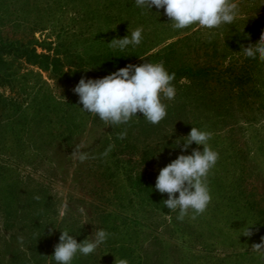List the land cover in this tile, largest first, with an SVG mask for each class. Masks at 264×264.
I'll use <instances>...</instances> for the list:
<instances>
[{
  "label": "rangeland",
  "instance_id": "374dc122",
  "mask_svg": "<svg viewBox=\"0 0 264 264\" xmlns=\"http://www.w3.org/2000/svg\"><path fill=\"white\" fill-rule=\"evenodd\" d=\"M232 2L239 9L232 24L174 30L163 9H141L135 0H0V43L34 40L35 52L56 58L69 77L55 80L3 57L0 264H57L61 231L79 243L96 229L109 234L106 241L71 264H264L251 250L264 236V61L242 51L264 32V0ZM138 27L139 45L109 46ZM120 55L124 67L146 60L209 72L171 82L175 98L163 100L167 116L159 124L138 113L108 126L82 111L72 90L82 77L106 76L102 57ZM192 127L212 133L219 158L208 175L206 211L181 221L155 183L179 155L203 150L195 143L181 150ZM249 226L253 235L243 236Z\"/></svg>",
  "mask_w": 264,
  "mask_h": 264
},
{
  "label": "clouds",
  "instance_id": "9594fccd",
  "mask_svg": "<svg viewBox=\"0 0 264 264\" xmlns=\"http://www.w3.org/2000/svg\"><path fill=\"white\" fill-rule=\"evenodd\" d=\"M135 5L149 11L153 7L157 10L163 9L174 30L190 26L212 30L232 24L239 14L238 5L232 0H135ZM142 33L143 28L138 27L131 32L130 37L126 35L123 38H114L108 44L119 50H124L129 45L135 47L142 42ZM246 38L250 39V36ZM242 51L247 58L255 59L258 55L264 61V32L256 43L243 45ZM144 61L138 65L128 64L103 78L82 77L72 90L79 97L78 104L83 105L81 110L98 116L108 126L128 124L138 113L147 122L159 124L167 116V105L163 100L175 98V87L171 83L175 79V73L169 74L163 61L155 64ZM125 137L126 131L119 134L120 139ZM211 138V132L192 127L181 150L187 151L193 143L203 146V150L199 147L193 148L190 155L181 154L159 170L155 189L168 195L163 203L170 211L178 210V220L182 221L190 211L194 213L192 219H195L206 211L211 202L207 180L219 158V153L209 146ZM113 147L114 145H109L104 155ZM79 158L83 161L86 156L82 154ZM108 235L105 230L96 229L91 240L86 238L78 243L67 231H61L52 258L57 264H71L77 253L85 256L92 254L106 241ZM242 235H253L250 226ZM251 250L264 255V236L260 243L251 245ZM119 264H127V261L121 260Z\"/></svg>",
  "mask_w": 264,
  "mask_h": 264
},
{
  "label": "trees",
  "instance_id": "16d2710c",
  "mask_svg": "<svg viewBox=\"0 0 264 264\" xmlns=\"http://www.w3.org/2000/svg\"><path fill=\"white\" fill-rule=\"evenodd\" d=\"M35 41L21 42L19 40L10 39L7 42L0 43V77L4 78L9 72H7L6 63L3 60L4 56H13L16 59H20L27 66H34L40 70L46 72L52 79L59 80L61 78L68 79L66 74L60 71L59 61L54 57H49L46 54H37L35 52ZM123 56H116L115 60L106 59L102 57L103 67L107 70L105 75H109L112 72L117 71L119 68H123L125 63L122 62ZM169 74L175 73V78H202L209 72L207 69H198L191 71L189 67L183 66L174 70H167ZM75 76V74H74ZM79 82V79L78 81ZM1 99V98H0Z\"/></svg>",
  "mask_w": 264,
  "mask_h": 264
}]
</instances>
